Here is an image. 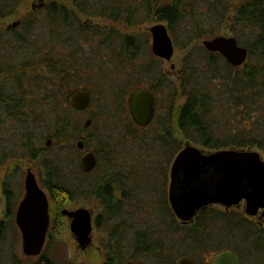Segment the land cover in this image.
<instances>
[{
	"label": "trees",
	"instance_id": "16d2710c",
	"mask_svg": "<svg viewBox=\"0 0 264 264\" xmlns=\"http://www.w3.org/2000/svg\"><path fill=\"white\" fill-rule=\"evenodd\" d=\"M21 1L0 0V18L13 14ZM92 1L49 0L41 10L32 12V16H36L21 20L17 27L0 31V73L3 71L10 78L5 81L6 91L3 92L4 84L0 85V148L5 147L3 156H0V167L6 160L29 156L40 161L45 171L44 185L54 202L73 200L77 193L87 195L88 186L83 181L74 178L70 182L64 173L65 164L69 163L77 177L87 175L81 171L80 161L65 152L75 148L74 144L68 145L66 141L71 138L74 126L70 129L73 124L68 115L70 112L61 116L59 111L69 108L71 112L80 113L68 100L74 90L79 89L72 82L87 68L101 75L107 73V69L114 75L109 64L120 63L131 69L149 42L148 38L142 40L139 33H132V30L148 19L165 22L176 46L188 48L178 81H170L166 74H158L157 83L150 89L155 94L164 92L165 105L162 110L158 109L159 97L156 95V115L149 125L139 126L129 112L126 123L122 122L127 132L124 140L135 153L136 161L133 163L137 162L136 166L126 171L125 163L121 167L120 163L113 165L118 162L117 155L113 154L115 147H111L106 137L99 140L94 149L97 167L106 160L104 167L110 168L111 172L108 177L101 178L103 180L98 187H91L89 193L105 208L97 218L98 227L101 218L106 221L122 214L129 219L121 220L111 230L104 264L121 263L125 248L124 232L136 228L138 223L142 224L138 218L152 207L169 212L170 217L163 213L156 215L158 219L152 222L151 232L156 238L146 229L135 230L137 253L153 258L155 261L151 264H174L172 259L178 248L168 247L165 234L168 228L175 231L180 228L185 238L188 236V240L193 238L199 243L196 248L202 254L207 249L204 234L211 225L208 221H213L215 216L214 212L208 214L212 206L204 208L193 230L183 229L176 222L165 198L167 168L161 166L159 172L151 165L162 159L161 155L164 161L174 160L183 148L178 134L206 150L232 147L264 149V0H99L101 11L97 14L113 21L114 27L108 31H93L99 38L101 48L98 54L101 55L99 60L92 58L86 62L79 57L75 45L95 30V26L82 20L83 15L96 14L90 9ZM225 23L257 31L248 48V59L255 57L254 63L247 59L243 65L235 67L220 53L208 51L203 44L200 46V38L218 36ZM119 25L125 33L119 31ZM40 28L42 31L38 33ZM147 65L150 70L152 63ZM139 66L141 71L146 64ZM114 82L111 81V90L105 93L108 97L106 102L115 100L118 103H113L128 111L127 97L140 88L138 82L136 84L132 76L125 83ZM107 103L103 106L108 112L112 106ZM93 104L92 98L88 108ZM90 117L92 126L96 123V115ZM138 129L146 132L141 134ZM128 136L131 139L127 140ZM94 137L93 134L88 135L84 140L85 146ZM47 138L52 140V145L48 147L46 144L39 153L37 144ZM15 178V174H10L3 183V191L10 204L19 195ZM138 195L146 197L150 206H145ZM220 214L223 222L221 231L232 234L239 244L234 245L236 241L230 239L225 242L226 246H220L219 242L215 250L235 251L241 264H264V228L242 217V214L224 211ZM166 216L172 221L166 222ZM2 227L0 223V240ZM184 239L179 240L185 242Z\"/></svg>",
	"mask_w": 264,
	"mask_h": 264
},
{
	"label": "rangeland",
	"instance_id": "374dc122",
	"mask_svg": "<svg viewBox=\"0 0 264 264\" xmlns=\"http://www.w3.org/2000/svg\"><path fill=\"white\" fill-rule=\"evenodd\" d=\"M48 1L49 0H42V1L41 0H22L21 4H19L18 8L13 14L5 18H0V31L7 29V27L13 25L14 22H20L21 20L25 18L27 20L29 16L31 17L36 16V14L32 16V12L35 10H41ZM34 4L35 6H33ZM91 4L93 5H91L90 9L92 12H95L96 14L90 15V16L83 15L82 20L89 22L91 26H95L94 27L95 30H92V32H89V34L84 37L85 39L78 40V42L75 45V49L78 50L79 52V57L84 61L86 60V62L91 61L92 58L98 59L100 58L99 55H101V54H98L101 48V46L99 45V38L98 36H94L96 35V33L93 31H99L101 29H103L104 31H108L109 28L114 27L113 25L114 23H112L113 21L111 22L110 19H107L106 17L100 16L99 14H97V13H100L101 11V7L98 6V4H101L99 0H93ZM135 5L139 6L141 4H134V6ZM152 5H155V4L153 3ZM156 23L158 22L148 19V20L143 21L139 26H137L135 29L132 30V33H135V32L137 34L139 33V36L141 37L142 40L143 39L145 40L146 38H148L149 42H148V46L146 47V49L139 55L138 59L136 60L137 63H134L131 69H128L127 65H124V64L121 65L120 63H115V65H112V66L111 64H109L110 68L114 72V75H112V73H110V70L108 69L106 70L107 73L101 75V74H97L96 70H93L95 72L94 73L87 68L85 71H82L77 78L74 79V82H72V85L79 86L78 87L79 89L77 90H80V89L88 90L86 88L88 87L91 90V92L90 90L88 91L91 93V96L94 101V104L90 108L84 111H80V113L71 112L69 111V108H67L65 111H62V109L61 111H59V113L61 112V116L66 115L68 114V112H70L68 114L69 119H70V122L73 123L70 126V129L72 128V126H74L72 128L73 133L71 134L72 135L71 138L70 137L67 138L66 141L68 145L74 144L75 148L72 151L65 150L66 154L67 155L70 154L72 159L80 161L81 156L84 151L79 150L78 143L79 141H84L88 135L93 134L95 135V137L86 146L87 150L94 152L95 147L98 146L99 140L101 141L102 139L106 137L107 139L110 140L111 147H115L114 149L115 153L113 154L115 156L117 155L118 157V162L114 163L113 165L120 163L121 164L120 167H121L122 164L125 163L124 168H126L125 169L126 171H128L129 168L136 166L137 162L133 163L134 161H136L135 155H134L135 153L134 151H132L130 147L126 146L127 141L124 140V138L126 137L125 135H127V132L125 131L126 129H124V126L122 125V122L126 123L127 121L128 112L131 117L130 110H129V101H130L129 97L130 96L127 97V101H128V111H127L124 108L122 109L123 106L116 104L118 102H116L115 100H110V102L107 103L106 101L108 100L106 98L108 97H106L105 93L111 90L112 80L117 83H123V82L125 83L126 80H128L130 76L133 77V80L136 82V84L138 82V85L141 88L142 87L151 88V86H155V84L157 83V79L160 77L161 74H166V76L169 77L170 81L171 80H174L175 82L178 81L177 78H179V75H180L181 64H182L184 57L187 54L188 48L182 49L180 47H177L176 44L174 43L175 53L171 61L161 59L157 57L156 55H154V53L152 52V42H151L152 37L149 32V28ZM163 23L166 25L165 22ZM41 31H42V28L38 30V33H40ZM119 31H121L122 33L126 32L123 28H121V26L119 28ZM256 34H257V31L252 30L251 27L236 28L234 27V25L230 23H225L222 30L219 33V35L235 36L238 39V42L240 43V45L245 46L247 48L251 47L252 43L254 42ZM206 39H209V38H206ZM203 40H205V38H200L198 40L199 43L201 44L200 46H202ZM39 43L41 44V41ZM102 50H104V48H102ZM104 54L105 52L103 53V55ZM248 61L254 63L255 57L248 59ZM150 62L152 63V66L149 70L147 63L149 64ZM143 64H146V67L144 68V70L142 69L141 71L138 70L139 68H141L139 65L143 66ZM39 68H42V67H39ZM133 68L135 69L132 70ZM104 69L106 68L104 67ZM2 74H3V71L2 73H0V85L4 84L3 85V92H4V90L6 91L7 89V84L5 86V83H6L5 81L10 80V78H7L8 75L6 74L2 75ZM43 75H45V73H43ZM77 90H74V92ZM155 95L159 97L158 98L159 106L157 107L159 110H162V107L165 105L164 104V101H165L164 92L162 93L157 92ZM114 101L116 103H113ZM106 103L112 106L111 108H109L110 111L108 110V112L104 111L103 105ZM92 114L96 115V123L92 126H91L92 123L91 124L89 123V125H86L88 120H92V118L90 117ZM51 117L52 116H50V118ZM42 131L43 130L39 131V133H42ZM138 131H140L139 133L141 134H143V132H146L145 130H142V129H138ZM45 132L47 133V131ZM148 132L150 133V130ZM178 137H179V140L182 141V144L184 146V144L187 142V139H182L183 136H181V134H178ZM129 139H131L130 136H128L127 140ZM49 140L51 141L50 143V146H51L52 140L50 138H47L46 140L44 139L42 143L40 142L37 144V147H39V153H41L42 148L46 146ZM4 148H0V156H3L2 150H4ZM250 148L253 150L259 151L264 159V149H260L257 147H250ZM163 157L164 156L161 155L162 159H158L156 163H152L151 166L154 167L155 171L159 169L161 166H165L167 168V171H166L167 172V184L165 186L166 187L165 198L166 200H168V190H169V184H170V169H171V165L173 161L172 162L164 161ZM106 162L107 161L104 160V162L101 163L100 167H97V169H95L92 173H89L81 177H77L74 174L75 170H74L73 165L69 163L65 164L64 173L66 175L65 174L64 175L67 176L70 182L74 181L73 180L74 178L75 180L76 178H79L78 180L83 181L84 184L88 186V194L85 195L84 193H81V194L77 193V195L75 196L73 200L64 201V202L62 200L61 201L56 200L55 201L56 203L51 199V196H50L51 226H50V231H49V237L47 239V243L44 248V252L42 253V256L44 254V258L48 259L51 264H104L105 252H106L105 247H106L107 241L109 240L111 230L115 227V225L119 224L121 220H124V219L126 221L129 220L126 216L124 217L122 214H120L119 216L115 218L107 219L106 221L104 218H101L100 226L99 227L97 225L94 226L93 245L89 247L88 249L83 250L81 248H78V242L76 241L70 229V224H69L68 219L65 216L61 215V211L63 209H76L80 207H85L93 211L94 221L96 222V219L98 218V216L105 212V208L102 205V203L98 199H96L93 196V194L89 193V190L91 189V187L92 188L98 187V185H100V182L103 180L101 179L102 177L105 178L109 176L111 170H109L110 168L105 169L104 164ZM29 168L32 169V172L36 175L38 182L44 188L45 192L49 194V191L46 189L44 185L45 171L42 168V165L39 160L38 161L32 160L29 158V156L23 155L22 157L20 156L19 158L9 159L8 161L6 160V162H4V164L1 165L0 167V202H1L0 221H3V224H4L3 226H5L4 231L2 232L3 238L0 241L2 242L0 244V257H2L1 258L2 264H36L41 259V255L36 256V257H27L23 253L22 236H21V232L15 220L18 204L20 200L23 198L24 193H25L24 182H25V177L27 174V169ZM159 170L158 171L161 172L162 169H159ZM10 174L16 175L14 182L16 185H19V187H17L16 189V192L19 195L17 196L16 200L13 203H11V205L9 206L7 203V199L4 194V191H3V180H5L6 177H8ZM117 195L119 197L120 194L118 193ZM141 196L142 195L140 196L138 195L137 198H139L140 200L142 198V200H144L145 206H148V205L150 206V202L147 201L146 197H141ZM156 207L157 206H155V208ZM9 208H10L11 213L9 212ZM212 208L213 209L209 210L208 214L211 215L214 212L215 214L214 213L213 214L217 216V222L212 221V220H210V222L208 221V224H211L209 225V228H208L209 234H204V235L212 236V234L213 235H215V233L217 234L219 230L218 240L220 241V246L221 244L226 246L225 242L229 241L230 239H232V241L238 240L232 234L230 233L228 234L227 231L225 230L221 231L223 222L221 220L222 215L220 214V212L223 211V208L222 207H216V208L212 207ZM149 209L151 208H148V211H146V213H144L143 216L140 215V217L138 218L142 222V224L138 223L136 224V228L133 227L132 229L130 228L125 232L122 231V233L123 232L125 233V242H124L125 248H124V258L120 264H127L128 262H130L131 264L154 263L155 260L153 258L146 256V255L141 256L140 253L136 252L135 241H134L135 235H136L135 230L139 228L141 230L146 229L150 232L151 236L155 237V235L151 234V232L153 230L152 227H154V224H153L154 220L158 219L156 215L163 213V215L168 214L167 216L170 217V213L162 211L160 210V208L154 210L152 207L151 210ZM219 209L221 211H218ZM167 216L165 217L166 222L172 221L171 218ZM241 216L244 217L243 215ZM160 220H162V218H160ZM212 222L214 223L216 222V224L213 225ZM150 224H153V226ZM218 227L219 229H217ZM179 229L180 228H178V230L175 231L172 228H168L167 234H165L166 240L164 239L168 247L177 246L178 248L177 253L174 255L172 259L174 264H176L177 259L182 255H187V254L189 255L190 253V255H195L194 257L196 258V257H200V254H201V252L199 251L197 255L196 252L194 251L195 249L192 250L189 248L190 245L188 244V242H186L188 240H186L185 242H183L182 240H179V239L185 238L184 236L185 233L183 234L181 232L182 230H179ZM153 237L151 238L153 239ZM238 244H239L238 241L234 242V245L237 246ZM251 259L254 260L253 258Z\"/></svg>",
	"mask_w": 264,
	"mask_h": 264
},
{
	"label": "water",
	"instance_id": "95a60500",
	"mask_svg": "<svg viewBox=\"0 0 264 264\" xmlns=\"http://www.w3.org/2000/svg\"><path fill=\"white\" fill-rule=\"evenodd\" d=\"M42 1V0H41ZM35 6V4L33 5ZM14 22L11 27H17ZM152 51L160 58L171 61L175 44L168 27L160 22L150 27ZM203 46L211 52H218L233 66L243 65L249 55L247 47L240 45L235 36L218 35L203 40ZM92 101L88 90H77L69 99L77 110L87 109ZM155 96L145 87L136 89L130 96L129 109L133 120L139 126L149 125L155 117ZM91 121L88 120L86 125ZM51 141L47 142L50 146ZM78 147H83L79 141ZM97 165L93 152L84 154L81 169L90 172ZM25 196L16 215V221L24 234L25 251L38 253L43 245L49 226L48 199L38 185L36 175L28 170L25 179ZM168 202L175 216L188 222L205 207L221 205L226 209L239 208L256 216H264V159L259 151L251 148H224L206 150L187 141L175 156L170 169ZM68 216L70 229L78 246L86 249L92 243V213L88 208L63 209ZM215 264H241L238 254L225 250L215 256ZM127 264H131L128 262ZM177 264H191L187 257H181Z\"/></svg>",
	"mask_w": 264,
	"mask_h": 264
},
{
	"label": "flooded vegetation",
	"instance_id": "af4514ba",
	"mask_svg": "<svg viewBox=\"0 0 264 264\" xmlns=\"http://www.w3.org/2000/svg\"><path fill=\"white\" fill-rule=\"evenodd\" d=\"M158 23H160V22H158ZM163 23V22H162ZM167 26V25H166ZM9 28V26L7 27V29ZM149 32H150V28H149ZM150 34H151V32H150ZM151 37H152V34H151ZM152 42V41H151ZM153 52V51H152ZM155 55V54H154ZM160 58V57H159ZM161 59H163V58H161ZM141 88V87H140ZM148 89H150V88H148ZM151 90V89H150ZM0 91H1V88H0ZM154 94V96H155V101H156V95H155V93H153ZM90 106V105H89ZM86 110V109H85ZM130 110V109H129ZM155 110H156V102H155ZM130 114H131V112H130ZM155 115H156V111H155ZM132 116V115H131ZM133 119V118H132ZM91 122H90V124L92 123V120H90ZM153 121V120H152ZM47 146H48V144H47ZM49 147V146H48ZM79 148V147H78ZM6 149H7V152H9L8 150H9V147L6 145ZM79 150H82V151H84L83 152V154H82V156H81V159H80V169H81V160H82V158H83V156H84V154H86V153H88V152H93V151H89V150H87L86 149V146H85V143H84V141H83V147L82 148H79ZM94 153V152H93ZM95 154V153H94ZM96 155V154H95ZM96 158H97V156H96ZM97 163H98V161H97ZM97 168V165H96V167L93 169V170H91L90 172H84L82 169H81V171L83 172V173H86V174H89V173H92L95 169ZM30 169V168H29ZM29 169H27V172H28V170ZM32 170V169H31ZM27 175V174H26ZM7 178V177H6ZM37 178V177H36ZM25 179H26V177H25ZM6 180V179H5ZM5 180H3V183H4V181ZM37 182H38V180H37ZM38 185L40 186V188L43 190V191H45L44 190V188L40 185V183L38 182ZM24 186H25V182H24ZM47 189V188H46ZM48 190V189H47ZM49 191V190H48ZM169 191V190H168ZM25 192H26V188H25ZM46 193V196H47V199H48V206H49V208H48V212H49V216H50V220H49V226H48V230H47V233H46V237H45V240H44V242H43V245H42V247H41V249H40V251L38 252V253H34V254H29L28 252H26L25 251V248H24V246H25V241H24V234H23V231L20 229V227H19V230H20V232H21V236H22V250H23V253L27 256V257H36V256H39V255H41V259L36 263V264H51L50 262H49V260L48 259H45L44 258V254H43V256H42V253L44 252V248H45V246H46V243H47V239H48V237H49V231H50V226H51V203H50V193L48 194L47 192H45ZM5 194V193H4ZM5 196H6V199H7V203H8V205L10 206L11 204H10V202L8 201V196L5 194ZM24 196H25V193H24ZM24 196H23V198H24ZM22 198V199H23ZM22 199L20 200V202H19V204H18V207H19V205H20V203H21V201H22ZM13 203V202H12ZM169 203V202H168ZM170 206V205H169ZM212 207H222L223 208V211L224 212H227V213H235V214H242L245 218H247V219H249V220H251V221H253V222H255V223H257L258 224V226L260 227V228H264V216L263 215H261V211L258 213V215H256V216H249V215H247L245 212H244V209H243V206H244V204H242L239 208H237V207H235V206H233V207H230V208H228V209H226L225 207H223V206H221V205H211ZM18 207H17V210H18ZM206 208V207H205ZM76 209H78V208H76ZM69 210H75V209H69ZM90 210V209H89ZM203 210H204V208L194 217V219L193 220H191V221H188V222H183V221H181L180 219H178L177 217H176V222L179 224V226H181L183 229H186V230H193L194 229V227H195V225H196V223H197V220H198V217H199V215L203 212ZM63 211V210H62ZM62 211H61V215H63L62 214ZM91 211V213H92V223H93V230H94V226L95 225H97V219H96V222L94 221V216H93V211L92 210H90ZM171 211H172V209H171ZM218 211H221L220 209L218 210ZM0 212H1V202H0ZM9 212H10V208H9ZM173 212V211H172ZM11 213V212H10ZM16 215H17V212H16ZM63 216H65L67 219H68V221H69V224H70V221H71V219L68 217V216H66V215H63ZM15 220H16V217H15ZM213 221H216L217 222V216H214V219H213ZM216 222L214 223L213 222V225L214 224H216ZM0 223L2 224V225H4L3 224V221H0ZM16 224H17V221H16ZM18 225V224H17ZM4 227L5 226H3L2 227V232L4 231ZM217 229H219V227L217 228ZM93 230H92V243L90 244V246H88L86 249H88L89 247H91L92 245H93ZM149 232V231H148ZM206 233L207 234H209V232H208V229H207V231H206ZM149 234H150V232H149ZM194 234V233H193ZM74 235V234H73ZM1 236H2V233H1ZM75 237V236H74ZM3 238V237H2ZM218 238H219V230H218V232H217V234L215 233V235H213L212 234V236L211 235H207L206 237H205V244L207 245V249L205 250V251H202V254L200 255V257H194L195 255H190V253H189V255L187 254V255H182V256H180L178 259H177V261H176V264H177V262H178V260L181 258V257H187L190 261H191V264H215V261H214V259H215V256L217 255V254H219L220 252H222V251H219V250H215V249H217L218 248V244H219V240H218ZM76 239V238H75ZM2 240V239H1ZM0 240V241H1ZM184 240H188V236L184 239ZM77 241V240H76ZM186 242H188V244L190 245V249H192V250H194L195 252H196V254L198 255V244L199 243H197V241L195 240V239H193V238H190L188 241H186ZM2 242H0V244H1ZM197 247V248H196ZM78 248H80L79 246H78ZM82 249V248H81ZM86 249H83V250H86ZM105 249H106V247H105ZM227 250H230V249H227ZM223 251H225V250H223ZM215 252V253H214ZM214 254V255H213ZM106 255H107V250H106V252H105V261H106ZM2 257H0V264H2V259H1ZM43 262V263H42ZM240 262H241V260H240ZM105 263V262H104Z\"/></svg>",
	"mask_w": 264,
	"mask_h": 264
}]
</instances>
